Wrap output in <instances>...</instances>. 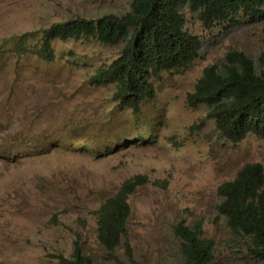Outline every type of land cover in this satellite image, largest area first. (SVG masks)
Masks as SVG:
<instances>
[{
    "label": "rangeland",
    "instance_id": "obj_1",
    "mask_svg": "<svg viewBox=\"0 0 264 264\" xmlns=\"http://www.w3.org/2000/svg\"><path fill=\"white\" fill-rule=\"evenodd\" d=\"M131 1L0 0V264H59L76 244L95 264H180L173 229L180 219L203 220L204 236L215 243L210 264H264L217 210L219 183L247 162L264 167V137L226 139L206 104L187 101L203 69L230 49L258 61L264 19L240 12L237 23L207 27L200 11L183 5L200 53L185 69L154 78L156 96L138 113L119 105L113 82L90 79L123 43L55 39L51 61L15 49L21 39L32 47L54 22L122 14ZM135 174L147 182L129 195L127 236L109 252L98 240L96 209Z\"/></svg>",
    "mask_w": 264,
    "mask_h": 264
},
{
    "label": "trees",
    "instance_id": "obj_2",
    "mask_svg": "<svg viewBox=\"0 0 264 264\" xmlns=\"http://www.w3.org/2000/svg\"><path fill=\"white\" fill-rule=\"evenodd\" d=\"M188 5L200 11L207 27L224 21L237 23L242 12L250 21L264 19V0H132L122 14L106 13L96 18L72 17L42 28L32 47L18 40V53L29 48L41 58L55 57L53 41L70 37L94 36L103 43H123L120 54L110 63L100 65L91 74L92 82H113L114 96L122 107L138 113L142 103L156 96L153 79L164 71L188 67L200 53L201 38L184 27L181 8ZM187 101L196 106L206 104V116L213 118L219 132L237 143L249 133L264 137V51L256 62L241 50L230 49L220 64L207 65L188 93ZM147 182L135 174L123 181L118 191L105 198L97 213L98 240L109 252L127 236L130 215L129 195ZM218 213L236 236L250 238V251L264 259V167L260 162H247L234 178L219 183ZM180 240L183 261L180 264H210L215 243L204 236L203 220L188 223L180 219L173 225ZM125 249L131 256L132 247L126 239ZM59 264H95L76 244L71 257L60 256Z\"/></svg>",
    "mask_w": 264,
    "mask_h": 264
}]
</instances>
